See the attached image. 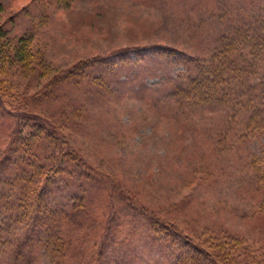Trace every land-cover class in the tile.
I'll return each mask as SVG.
<instances>
[{
  "label": "rangeland",
  "instance_id": "374dc122",
  "mask_svg": "<svg viewBox=\"0 0 264 264\" xmlns=\"http://www.w3.org/2000/svg\"><path fill=\"white\" fill-rule=\"evenodd\" d=\"M259 16L264 0H0V26L25 35L31 49L26 65L0 62V80L15 95L35 94L95 54L109 57L97 64L103 70L124 61L106 91L61 78L48 89L54 97L24 107L67 135L92 177L59 180L50 212L64 219L58 237L44 224L32 232L31 210L10 183L1 186L0 264H174L176 250L154 232L153 216L201 240L231 235L264 249L262 191L249 163L264 134L248 135L244 113L188 109L171 95L195 73L188 59H206L232 25ZM82 69L73 75L90 77ZM77 90L90 92L79 112ZM16 120L0 108V178L18 176ZM72 198L86 211L61 217Z\"/></svg>",
  "mask_w": 264,
  "mask_h": 264
},
{
  "label": "trees",
  "instance_id": "16d2710c",
  "mask_svg": "<svg viewBox=\"0 0 264 264\" xmlns=\"http://www.w3.org/2000/svg\"><path fill=\"white\" fill-rule=\"evenodd\" d=\"M30 53L29 41L25 35L12 36L0 26V62H20L26 65L29 62ZM107 58L109 57L95 54L81 59L67 68L59 77L49 81V86L42 87L31 96L24 97L11 93L0 80V108L17 119L12 133L13 137L15 136L12 142L16 144L11 143L12 146L14 145L11 148L22 154L16 157L12 164V169L18 172V176L11 178L7 175L0 178V187L11 186V190L15 188L23 209L31 210L33 222L37 221V224L35 222L32 224V232H36L37 228L44 224L48 230L53 229L50 232L51 236L61 235L59 223L62 224L64 219L58 220L50 215L57 204L59 180L75 176L72 178L75 182L86 183V176L92 177V167L83 160L67 135L58 126L48 123L40 115L26 112L24 107L42 102L44 97L50 99L53 94L48 89L61 78L73 77L74 81L79 83L84 80L83 87L98 90L96 86H99V91L102 89L106 91L107 79L118 76L119 73L115 71V68L124 65L123 60H117L114 61L117 62L116 67L112 64L109 67L106 66L107 70L98 68V65L106 63ZM192 59L194 61L188 59L186 66L190 68L189 63H195V73L188 75L184 87L171 89V95L176 99L177 106L185 105L188 109H195L206 104L227 107L232 118L240 113L246 114L245 128L249 136L255 138L263 135L264 16L257 17L251 23L236 22L230 30L218 38L212 53L206 56V59L200 60L197 57ZM81 68L84 72L88 71L90 77L73 75ZM106 72L107 76L102 77V74ZM77 91L81 100L77 102L76 111L80 110L81 105L86 101H90L83 100L87 94L90 95V92ZM26 125L29 127L23 133L20 129ZM4 160L7 162L8 158ZM249 163L255 182L262 191L259 205L261 209H264V144L252 153ZM2 194L0 191V214L4 212L7 204L6 200L2 201V198L4 199ZM71 201V212L63 209L61 214L59 213L61 217L73 215L70 219L76 218V215L87 209L86 201L82 202L79 198H72ZM75 213L78 214L74 215ZM52 221L54 225L50 223ZM152 225L154 232L166 235L165 239L171 241L172 247L176 250L174 264H264V249L243 242V239L231 235H222L218 238L216 235L215 238L205 237L201 240L176 224L156 216H153Z\"/></svg>",
  "mask_w": 264,
  "mask_h": 264
}]
</instances>
